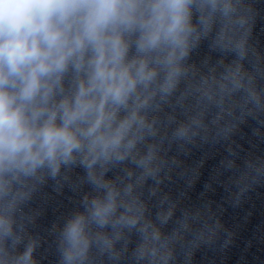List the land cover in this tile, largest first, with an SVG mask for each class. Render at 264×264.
<instances>
[{"label":"clouds","instance_id":"1","mask_svg":"<svg viewBox=\"0 0 264 264\" xmlns=\"http://www.w3.org/2000/svg\"><path fill=\"white\" fill-rule=\"evenodd\" d=\"M234 11L231 0H0V264H34L32 245L15 250V185L76 164L97 195L63 226V264H84L92 244L111 249L123 229L139 234V259L167 260L168 239L144 219L135 184L105 177L126 160L141 170L136 184L154 176V149L137 152L152 131L144 110L177 88L190 48L214 24L215 45L243 56ZM106 228L114 236L94 231Z\"/></svg>","mask_w":264,"mask_h":264},{"label":"water","instance_id":"2","mask_svg":"<svg viewBox=\"0 0 264 264\" xmlns=\"http://www.w3.org/2000/svg\"><path fill=\"white\" fill-rule=\"evenodd\" d=\"M198 264H264V89L228 172Z\"/></svg>","mask_w":264,"mask_h":264}]
</instances>
